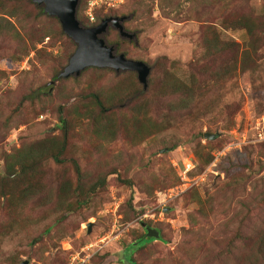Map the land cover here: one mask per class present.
<instances>
[{"label":"rangeland","instance_id":"1","mask_svg":"<svg viewBox=\"0 0 264 264\" xmlns=\"http://www.w3.org/2000/svg\"><path fill=\"white\" fill-rule=\"evenodd\" d=\"M91 1L81 13L88 22L129 16L123 24L134 41L111 26L103 37L151 67L148 87L131 70L87 67L60 77L75 45L56 35L39 41L56 25L34 19L33 6L25 30L17 24L24 43L0 37V175H19V156L45 150L16 179L39 181L38 200L22 208L0 195V264H128L141 222L164 241L133 250V264H264V33L250 44L233 24L263 17L264 0ZM209 26L238 43L240 61L206 59ZM223 67L229 74L215 79ZM176 84L193 86L192 96L177 95ZM58 109L69 122L62 163L47 153L61 137ZM63 180L70 185L58 199Z\"/></svg>","mask_w":264,"mask_h":264},{"label":"trees","instance_id":"2","mask_svg":"<svg viewBox=\"0 0 264 264\" xmlns=\"http://www.w3.org/2000/svg\"><path fill=\"white\" fill-rule=\"evenodd\" d=\"M85 2H86V0H79L78 6H77V11H76V18L78 19L80 24L83 26H93L96 24V22H93V23L88 22L87 19H84L81 16L82 10L84 9V6H85ZM29 6H33L37 10L36 13H33L34 19L38 18V16H40V17L46 16V17H48V19H52L55 21V25H56L55 29L50 28V30L42 31L43 34L41 35L40 38H38L39 41H41L42 38H44L48 35H56L58 38H62V37L68 38L70 44L75 45L73 40H71L68 36H66L63 33L58 19L54 16H49L47 13H45L43 11V6H39V4H37L36 2L33 3V0H0V37L8 38L11 41L16 40L18 45H19V43H24V41L22 39L20 40V37H19L20 32L17 28V24L19 25V27L22 30H25V24H24L25 22L24 21H28L32 17V14H31L32 11L29 10V8H30ZM118 16H126V19L122 21V25L124 27L123 23L126 20H128L129 16L128 15H114V16H109V17H118ZM106 18H108V17H106ZM233 20H234L233 24L236 27H243L246 30V32L249 36V40L251 41L250 44H253V43L257 44V43L261 42L262 37H260L261 36L260 32L264 33V16L259 18L258 16L252 17L249 15H247V16L241 15V16H237ZM97 21H98V19H97ZM109 27H108V29H109ZM111 28H113V27H111ZM124 29H125V27H124ZM114 31H116V33L120 39H122V40L126 39V38L120 37V35L116 29H114ZM24 32H27V31H24ZM206 32L210 35V36H206L204 38V44H205V47L208 51L206 54V59L213 60L216 57H219L223 54H227V55H229V60H231L233 62L240 61L239 57H238V46L239 45L237 42H235V41H229L228 42V41L222 40L219 37V35L216 33V31L213 30V28L210 26L208 28H206ZM129 41L132 42L134 40H129ZM71 53H73V52H71ZM120 53H122V52H120ZM65 55H66L65 58L68 59V57L70 56V52L66 53ZM88 68H90V67H88ZM86 69L87 68L82 70L80 72V74L83 71H85ZM95 69H96V67H95ZM125 72H127V71H125ZM128 72H132V71H128ZM57 73H58V70L53 73L52 79L57 78L56 77ZM228 74H229L228 70L225 67H223V68L219 69L218 71L214 72L213 76L215 79H217L220 75L226 76ZM78 76H69V77H78ZM193 79L194 80H191V82L197 84V80L195 79L194 76H193ZM59 80H62V79H59ZM189 83H190V81H189ZM142 90H144V89L142 88ZM174 92L177 95L184 93V95H187V97L189 98L192 96V94L194 92V87L186 85V84H176ZM34 98H37V97H34ZM92 99H93L94 103L96 104V106H98V108L103 109L104 104H103V101L100 99V96H98L97 94H94ZM58 110L60 111L58 119L60 122L59 127L61 129V134H60L61 137H60V139H58V141H56L55 138L50 140V143H49L50 145H48V147L50 149L47 150V153H48V156H50L55 162L62 163L63 158H61V156H63V154L65 153V149H66V145H67V136L69 133V122H68L67 116L62 115V110L61 109H58ZM89 111H91V110H89ZM104 129H106V127H104ZM100 130H103V129L100 127ZM44 151L45 150L42 149L40 154L35 155V156L32 155L30 157L31 159H29L28 158L29 156H27V155H25L24 157L19 156V158H17L14 162L17 165V168L14 166L13 162H10L11 166H14L16 169H18L20 174L19 175L16 174L15 177H13V178H9L6 175H4V176L0 175V183H1L0 195L1 196H7L8 201L14 200L15 203L20 205L22 208H26L30 205H33L32 202L33 201L36 202L38 200L39 192L43 186L39 181L31 182L28 179L26 181L23 180L21 182H18L21 184L24 182V185L21 187V185L17 186L18 183H17L16 179L19 178V176L23 177L25 179L24 176H26L31 170H33L36 167L38 157L43 155L45 153ZM72 163H73L75 173L77 175L80 174V169H79L77 163L75 161H72ZM11 166L6 167V173L13 175V174H15L16 169L12 171ZM14 178H15L16 182L14 181ZM69 185H70V181H68V180H63L59 184V186L57 185L56 193H57L58 199H61L62 197L65 196L66 191L69 188ZM141 223H144V222H141ZM153 228H155V227H153ZM156 229L158 230V233H159L158 238L146 237L145 236V230H144V232L141 235H139L137 238L134 239L135 240L134 242H132L126 246L127 248L125 250V254L123 257L124 262H127L128 264H133V263H131V253L133 250L137 249L139 246H142L145 243L151 242L155 239H159L161 241H164L162 236H161L160 230L158 228H156ZM253 264H259V262L253 263Z\"/></svg>","mask_w":264,"mask_h":264},{"label":"water","instance_id":"3","mask_svg":"<svg viewBox=\"0 0 264 264\" xmlns=\"http://www.w3.org/2000/svg\"><path fill=\"white\" fill-rule=\"evenodd\" d=\"M43 6V11L49 16L58 19L63 33L75 43V49L70 55L67 64L60 71L59 76L68 78L78 76L87 67L111 68L116 72L131 70L136 72L137 80L146 90L151 67L142 60L127 58L123 53H116L114 45H110L104 39L108 27L115 28L120 37L133 39L135 33L126 31L122 21L126 16L108 17L93 26H83L76 18L79 0H33ZM217 134L205 133L208 138H215ZM91 223L86 224L87 232L91 231ZM146 237L158 238L159 233L145 223H141ZM23 260L19 264H27Z\"/></svg>","mask_w":264,"mask_h":264},{"label":"built area","instance_id":"4","mask_svg":"<svg viewBox=\"0 0 264 264\" xmlns=\"http://www.w3.org/2000/svg\"><path fill=\"white\" fill-rule=\"evenodd\" d=\"M94 4H96V0H92L90 3H89V6H93ZM69 264H73V262H70Z\"/></svg>","mask_w":264,"mask_h":264},{"label":"flooded vegetation","instance_id":"5","mask_svg":"<svg viewBox=\"0 0 264 264\" xmlns=\"http://www.w3.org/2000/svg\"><path fill=\"white\" fill-rule=\"evenodd\" d=\"M135 37V36H134ZM133 39H135V38H133ZM133 39H131V40H133ZM129 40V39H128Z\"/></svg>","mask_w":264,"mask_h":264}]
</instances>
